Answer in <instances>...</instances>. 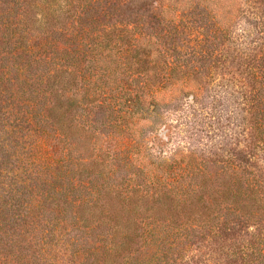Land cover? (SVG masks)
Returning a JSON list of instances; mask_svg holds the SVG:
<instances>
[{
    "label": "trees",
    "instance_id": "trees-1",
    "mask_svg": "<svg viewBox=\"0 0 264 264\" xmlns=\"http://www.w3.org/2000/svg\"><path fill=\"white\" fill-rule=\"evenodd\" d=\"M0 264H264V0H0Z\"/></svg>",
    "mask_w": 264,
    "mask_h": 264
},
{
    "label": "rangeland",
    "instance_id": "rangeland-1",
    "mask_svg": "<svg viewBox=\"0 0 264 264\" xmlns=\"http://www.w3.org/2000/svg\"><path fill=\"white\" fill-rule=\"evenodd\" d=\"M186 102L194 103L192 99L186 100ZM237 108H238L237 116L238 118H241L243 115V112L239 108V106ZM205 111H209V108L206 107V109H202V107H200L199 104H194V107L192 108V110L185 108V107H182L181 110H178L176 112L172 110H164L161 121L163 120L164 122H166V124L170 125L171 130H169L170 126L167 128V130H165L164 127H162L163 131L162 129L161 131L157 130L161 126V123H157L154 127V130L156 129L158 132H160V135L162 136H167L168 130H169L171 140L168 141L166 139L164 143L163 142L158 143L157 140H154L153 138L154 135L150 134L149 136L151 137V140H148L149 146L153 145L159 150L161 147L163 156L168 157L172 154L174 149L178 147L183 148V147H189L193 145L205 146L206 142H208V145H210L212 141H216V140L214 139L206 140L205 138L200 139V137H198V139L196 140L195 137L192 135V133H190V132H199L203 128L202 120L206 113ZM194 127L196 128L198 127V129L200 128L199 131H196Z\"/></svg>",
    "mask_w": 264,
    "mask_h": 264
}]
</instances>
